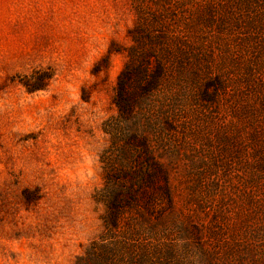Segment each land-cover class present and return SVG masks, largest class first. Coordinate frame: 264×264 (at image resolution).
Returning a JSON list of instances; mask_svg holds the SVG:
<instances>
[{
	"label": "rangeland",
	"instance_id": "1",
	"mask_svg": "<svg viewBox=\"0 0 264 264\" xmlns=\"http://www.w3.org/2000/svg\"><path fill=\"white\" fill-rule=\"evenodd\" d=\"M143 142L171 201L155 178L119 230L264 264V0H0V264L73 263Z\"/></svg>",
	"mask_w": 264,
	"mask_h": 264
},
{
	"label": "trees",
	"instance_id": "2",
	"mask_svg": "<svg viewBox=\"0 0 264 264\" xmlns=\"http://www.w3.org/2000/svg\"><path fill=\"white\" fill-rule=\"evenodd\" d=\"M119 105L123 109H125V106L127 107L123 96ZM143 145V151L137 150L136 153L132 154L135 158L130 167L119 168L120 177L117 179L125 182L127 186L121 185L118 190L108 188L103 196L108 208L107 215L103 218V231L90 242L84 253L78 255L71 264H154L151 252L140 248L130 232L119 230L122 216L126 212L132 209H136L140 213L150 211L152 199L150 196L144 198L143 194L147 195L145 193L147 191L146 187L154 184L155 178L160 179L159 188L161 193L167 201H171L169 172L164 163L152 157L151 150L145 142H143ZM137 153L141 156H138ZM146 155H148L150 161L149 165L148 160L145 158ZM113 175L111 173L108 176L107 180L109 182L113 181Z\"/></svg>",
	"mask_w": 264,
	"mask_h": 264
}]
</instances>
